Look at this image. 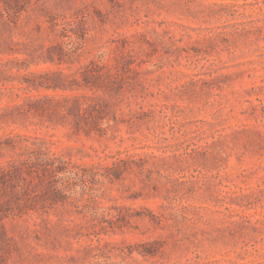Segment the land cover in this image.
<instances>
[{
    "label": "rangeland",
    "instance_id": "rangeland-1",
    "mask_svg": "<svg viewBox=\"0 0 264 264\" xmlns=\"http://www.w3.org/2000/svg\"><path fill=\"white\" fill-rule=\"evenodd\" d=\"M0 264H264V0H0Z\"/></svg>",
    "mask_w": 264,
    "mask_h": 264
},
{
    "label": "trees",
    "instance_id": "trees-1",
    "mask_svg": "<svg viewBox=\"0 0 264 264\" xmlns=\"http://www.w3.org/2000/svg\"><path fill=\"white\" fill-rule=\"evenodd\" d=\"M70 111L74 112L75 110H70ZM87 111H88L87 109H84V110H80L79 109V110H76V113H78L79 116H83V112H87ZM47 161L49 162V164H47V165H49V167H46L47 171L53 172V173L62 171V168H58V167L52 166L49 158H48Z\"/></svg>",
    "mask_w": 264,
    "mask_h": 264
}]
</instances>
